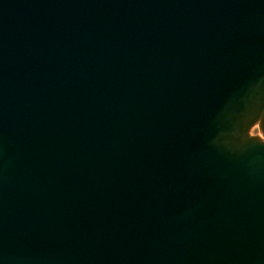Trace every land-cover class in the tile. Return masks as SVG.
<instances>
[{
  "label": "water",
  "instance_id": "obj_1",
  "mask_svg": "<svg viewBox=\"0 0 264 264\" xmlns=\"http://www.w3.org/2000/svg\"><path fill=\"white\" fill-rule=\"evenodd\" d=\"M264 0H0V264H264Z\"/></svg>",
  "mask_w": 264,
  "mask_h": 264
},
{
  "label": "rangeland",
  "instance_id": "obj_2",
  "mask_svg": "<svg viewBox=\"0 0 264 264\" xmlns=\"http://www.w3.org/2000/svg\"><path fill=\"white\" fill-rule=\"evenodd\" d=\"M261 122L262 117H258L250 126L248 129V137H253L256 135H260L261 138L264 140V134L261 131Z\"/></svg>",
  "mask_w": 264,
  "mask_h": 264
}]
</instances>
